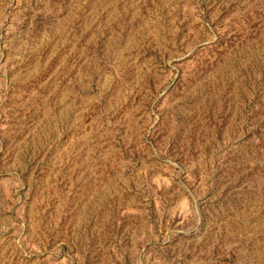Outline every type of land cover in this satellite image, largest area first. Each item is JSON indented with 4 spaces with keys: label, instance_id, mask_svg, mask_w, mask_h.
Segmentation results:
<instances>
[{
    "label": "rangeland",
    "instance_id": "obj_1",
    "mask_svg": "<svg viewBox=\"0 0 264 264\" xmlns=\"http://www.w3.org/2000/svg\"><path fill=\"white\" fill-rule=\"evenodd\" d=\"M0 264H264V0H0Z\"/></svg>",
    "mask_w": 264,
    "mask_h": 264
}]
</instances>
